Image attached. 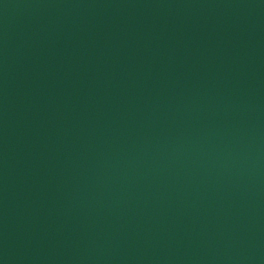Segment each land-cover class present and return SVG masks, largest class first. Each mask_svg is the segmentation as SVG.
Here are the masks:
<instances>
[{"label":"water","instance_id":"1","mask_svg":"<svg viewBox=\"0 0 264 264\" xmlns=\"http://www.w3.org/2000/svg\"><path fill=\"white\" fill-rule=\"evenodd\" d=\"M0 264H264V0H0Z\"/></svg>","mask_w":264,"mask_h":264}]
</instances>
